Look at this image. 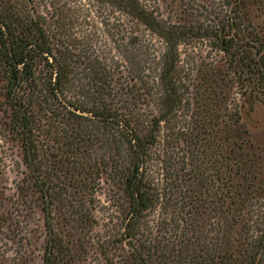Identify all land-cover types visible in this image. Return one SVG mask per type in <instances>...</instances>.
<instances>
[{
  "label": "trees",
  "instance_id": "obj_1",
  "mask_svg": "<svg viewBox=\"0 0 264 264\" xmlns=\"http://www.w3.org/2000/svg\"><path fill=\"white\" fill-rule=\"evenodd\" d=\"M97 1L164 40L161 60L151 69L153 86L130 64L143 62L138 36L120 44L133 67L127 80L81 41L70 42L59 28L66 17L60 6L52 4L53 31L56 25L34 10L32 0H0V77L28 170L27 188L43 214L42 264H80L93 247L104 264H264V184L244 157L238 110L224 124L228 151L218 152L220 122L204 115L196 118L192 143L199 148L190 149L188 161L175 166L172 158L159 157L157 168L151 164L161 123L174 118L182 102L178 44L201 28L167 23L142 0ZM222 1L228 9L222 50L219 32L213 35L245 102L264 104V25L251 18L264 16V0ZM201 72L202 93L218 97L229 72ZM135 79L140 84L130 85ZM151 91L159 93V102L146 128L141 107ZM164 147L172 156L174 145ZM103 177L125 200L120 230L107 240L96 236L95 194Z\"/></svg>",
  "mask_w": 264,
  "mask_h": 264
},
{
  "label": "rangeland",
  "instance_id": "obj_2",
  "mask_svg": "<svg viewBox=\"0 0 264 264\" xmlns=\"http://www.w3.org/2000/svg\"><path fill=\"white\" fill-rule=\"evenodd\" d=\"M149 8H154L155 14L175 25H188L200 27L198 36L180 41L178 44V79L181 86L182 102L174 118L162 121L159 130L160 143L153 148L151 153L154 168L161 162L160 159L172 158L179 163L184 158H190V149L194 146L195 134L199 131V121L205 117L218 120L216 125L217 143L221 144L219 153L229 150V141L225 131V122H229L230 115L236 110L240 116V130L243 141L244 157L248 159L252 172L264 184V104L256 102L252 107L241 93L233 72L228 70L223 51L219 48V39L214 33L219 32V23H227L228 9L222 0H142ZM34 10L46 16L51 25H56L57 16L51 17L56 10L54 6H60L66 17L60 18L64 35L71 43L81 41L79 45L89 50L90 54H96L105 59L111 68H114L117 76L126 78L129 70L141 71L147 76L150 86L155 79L154 71H151L155 63L160 62L164 50V40L144 25L133 22L132 19L114 9L109 4H101L97 0H32ZM54 4V6H52ZM254 24L264 25V16H251ZM57 25L53 31L57 30ZM224 28V27H223ZM226 30H224L226 34ZM202 34V35H201ZM131 35L138 36L141 41V60L137 59L130 67L122 56L120 44L125 43ZM125 37V38H124ZM120 45V46H119ZM119 46V47H118ZM128 52H133L130 44H127ZM133 61V59H131ZM144 66V67H143ZM159 66V63H158ZM216 68L227 74L229 82L226 88L218 89V97H213L203 92L200 75L202 70L210 71ZM131 76V75H130ZM136 80V79H135ZM3 80L0 77V264H42V255L45 246V229L43 226V214L36 207L35 196L27 188L28 170L23 162V153L20 141L10 127V109L4 99L2 89ZM140 84L138 79L130 81L131 84ZM151 98L141 107L144 114V126H149V120L157 114L159 93L151 91ZM149 96V94L147 95ZM219 98V99H218ZM206 115V116H204ZM147 116V118H145ZM198 121V122H197ZM201 140L204 138L200 133ZM235 136L232 135L233 139ZM199 138V136H198ZM200 140V138H199ZM174 145V153L163 148V145ZM161 146V147H160ZM236 148V147H235ZM239 149H235L237 154ZM195 157V155H193ZM219 159L222 156H217ZM190 165H188L189 167ZM160 168V167H159ZM162 172L158 170V177ZM153 176V175H152ZM157 176V174H156ZM155 177V176H154ZM264 188V185H261ZM96 236L100 240L115 237L119 232V223L123 220L125 200L123 193L118 190L114 181L103 177L95 194ZM160 209L153 213L152 219L157 220ZM94 246V241H92ZM80 264H104L96 249L91 251Z\"/></svg>",
  "mask_w": 264,
  "mask_h": 264
},
{
  "label": "water",
  "instance_id": "obj_3",
  "mask_svg": "<svg viewBox=\"0 0 264 264\" xmlns=\"http://www.w3.org/2000/svg\"><path fill=\"white\" fill-rule=\"evenodd\" d=\"M219 37H220V44H221V50H222L224 38H225V32H224V28L221 23H219Z\"/></svg>",
  "mask_w": 264,
  "mask_h": 264
}]
</instances>
